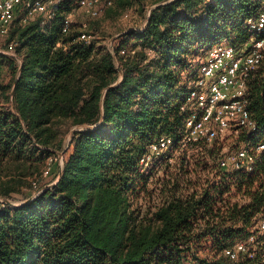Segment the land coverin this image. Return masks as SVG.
<instances>
[{"label": "trees", "instance_id": "trees-1", "mask_svg": "<svg viewBox=\"0 0 264 264\" xmlns=\"http://www.w3.org/2000/svg\"><path fill=\"white\" fill-rule=\"evenodd\" d=\"M147 1L106 9L143 10ZM71 9L64 2L52 22L14 24L7 38L20 44L21 64L3 56L11 80L0 91V191L40 176L58 150L64 165L61 174L54 165L53 187L0 205V264H233L225 251L253 235L264 250V152L247 173L220 168L219 140L183 144L198 60L224 42L250 44L248 22L264 0H152L144 27L119 36L113 51L80 42L87 32L72 23L64 32ZM248 95L251 137L264 144V59ZM76 127L64 149L63 134ZM240 135L241 146L248 134ZM163 136L174 150L143 173L140 159ZM4 165L18 176L5 177Z\"/></svg>", "mask_w": 264, "mask_h": 264}, {"label": "built area", "instance_id": "built-area-1", "mask_svg": "<svg viewBox=\"0 0 264 264\" xmlns=\"http://www.w3.org/2000/svg\"><path fill=\"white\" fill-rule=\"evenodd\" d=\"M68 2L71 7H78L87 16L98 17L102 8L113 5V0H0V36L8 38L14 27L17 14H20V23L27 24L35 17L42 16L45 22L56 20L57 8L60 4ZM150 12L148 13V17ZM129 16L127 12L124 15ZM71 25L69 17L64 21V32ZM248 25L256 34L252 42L240 48L222 43L211 49L206 60L198 68V76L191 82L190 91L186 102L193 106L192 112L184 123V145H193L200 141L213 143L223 138L227 132L248 134V141L237 149L226 153L220 159V168L223 170L234 169L253 173L264 152V144L256 145L253 137L257 126L252 120L249 111L248 84L251 75L258 69L264 59V13L257 19L249 20ZM93 36L83 33L79 41L89 44ZM19 43L11 41L5 54L20 62L18 56ZM4 74L0 69V91ZM175 143L172 137L163 136L149 145L148 151L140 159L142 172L145 173L153 165L169 158L174 150ZM51 163L43 170L40 176L33 177L31 187L37 188L40 178L51 176L52 164H57L60 171L64 165V155ZM54 164V165H55ZM58 179L49 184L53 187ZM37 195H33L35 198ZM264 232V217L259 225ZM256 236L253 235L247 242H242L225 251L226 256L239 262L242 258L251 264H264L256 259Z\"/></svg>", "mask_w": 264, "mask_h": 264}, {"label": "rangeland", "instance_id": "rangeland-1", "mask_svg": "<svg viewBox=\"0 0 264 264\" xmlns=\"http://www.w3.org/2000/svg\"><path fill=\"white\" fill-rule=\"evenodd\" d=\"M151 1L152 0L145 2L143 10H141L140 5L137 3L131 8H128L124 11L121 10L118 7L117 2H115V5L110 9L102 8L100 16L96 18L87 16L78 7H71L72 8L71 12L67 17L70 18L71 23L74 24L78 30L86 31L88 34H91L93 36L92 40H95L97 43H100V45L106 46L111 51H113V46L117 43L119 36H121L122 34H124L129 30H139L144 27L145 21L148 18V13L150 12ZM127 12L129 13V16L126 18L124 15ZM19 22H20V14L18 13L14 23L16 24L15 26H17ZM8 44L9 43L7 38L0 36V69L5 70L3 71L4 74L3 84L9 83L11 80V76L9 75L10 71L8 68L9 67L8 62H6L4 59L5 56L10 57L5 54ZM205 60L206 57H201L198 60V64H202ZM79 129H82V127L72 128L70 131H66L63 134L62 138L64 141L63 144L64 149H66L69 146L73 134L75 133V131ZM240 136H241L240 134H236L232 131L227 132L226 135L218 141L219 146H214V148L216 147L220 148L219 155L223 156L226 153L231 152L240 146ZM61 154L64 155L63 150H58L55 156L50 157L46 161V164H44L42 170L45 169L51 163L50 159L56 160V158H58ZM171 161L174 163L175 158H173V160L171 159ZM54 164L51 165L53 168L52 175L46 178H40V180L38 181L37 188L31 187L30 180L32 178L28 177V178H24V183L18 186V191L13 192L11 195L9 196L4 195L0 191V205H2L3 203L6 204L10 203L11 206H19L29 200H32L33 198L30 199V197H32L33 195H37L38 192L42 191L46 186H48L49 184L53 183L55 180L58 179L56 176V167H54ZM13 169L14 168L10 166H6V168L4 167V172H5L4 176L7 177L8 174H16V176H18L16 172H13ZM229 170L232 171L231 168ZM61 172L62 171H60V174ZM157 172H158L157 175L163 174V170L162 171L158 170ZM29 182L30 184H28ZM150 190H154L155 193L158 190V185L152 183L150 185ZM155 194L156 195H154L153 198L157 200L159 193L157 192ZM257 237L259 239L264 240V232L258 231ZM262 240L260 245L262 244ZM254 248L261 256L260 260L264 262V250H261L258 244H256ZM231 263L249 264L247 259L244 258H242L239 262H234L231 260Z\"/></svg>", "mask_w": 264, "mask_h": 264}, {"label": "water", "instance_id": "water-1", "mask_svg": "<svg viewBox=\"0 0 264 264\" xmlns=\"http://www.w3.org/2000/svg\"><path fill=\"white\" fill-rule=\"evenodd\" d=\"M9 205H11L10 203H8Z\"/></svg>", "mask_w": 264, "mask_h": 264}, {"label": "crops", "instance_id": "crops-1", "mask_svg": "<svg viewBox=\"0 0 264 264\" xmlns=\"http://www.w3.org/2000/svg\"><path fill=\"white\" fill-rule=\"evenodd\" d=\"M2 71H5V70H2Z\"/></svg>", "mask_w": 264, "mask_h": 264}]
</instances>
